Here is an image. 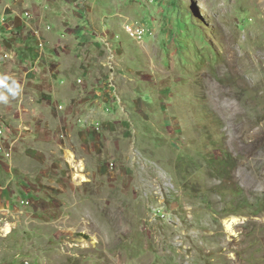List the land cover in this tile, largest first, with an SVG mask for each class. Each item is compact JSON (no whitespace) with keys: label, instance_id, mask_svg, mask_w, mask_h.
Masks as SVG:
<instances>
[{"label":"rangeland","instance_id":"1","mask_svg":"<svg viewBox=\"0 0 264 264\" xmlns=\"http://www.w3.org/2000/svg\"><path fill=\"white\" fill-rule=\"evenodd\" d=\"M11 1L0 264H264V0H61L92 33L69 72Z\"/></svg>","mask_w":264,"mask_h":264},{"label":"crops","instance_id":"2","mask_svg":"<svg viewBox=\"0 0 264 264\" xmlns=\"http://www.w3.org/2000/svg\"><path fill=\"white\" fill-rule=\"evenodd\" d=\"M33 1L34 0H32V2ZM36 1L38 3L39 13H40V17H39V19L41 20L40 26L44 27V29L46 28L47 25L53 26L52 30L50 31H42L45 37L48 39L47 40L49 44L48 46L50 48H53L54 44L61 41L63 45L66 46L68 50H70V52H67L65 55H62L61 57L62 66L67 72H69V70L72 68V61H73L72 59H73L74 50L76 49L78 50L81 44H85L86 40H84L83 36L87 37L88 35H91L92 33L88 32L85 29V27H82V25L79 26V28L77 27L74 29L70 27L69 25H67L66 23H64L63 20L66 18V12L68 11V8H67L68 4L64 3L63 1L61 0H45V1L36 0ZM0 3L1 5H4L2 10L6 8L8 5L10 6V8L7 10V14L10 17V19L16 16L17 12L15 8H11V5L13 3L12 1L10 2V0H0ZM19 3H20L19 1L18 3H13L14 7ZM51 10H55V11H51ZM50 11L52 12L51 14H50ZM16 27L18 28L25 27L22 18L19 20V23ZM60 30H62V32H60ZM77 38L80 40L76 41ZM57 56L60 57V55L58 54ZM73 71L71 72L72 74H73ZM49 73L51 77L53 78L55 77L56 73L52 71H49ZM74 79H77L76 75ZM51 82H53L52 79H51ZM60 105L62 106L65 104L62 102Z\"/></svg>","mask_w":264,"mask_h":264},{"label":"built area","instance_id":"3","mask_svg":"<svg viewBox=\"0 0 264 264\" xmlns=\"http://www.w3.org/2000/svg\"><path fill=\"white\" fill-rule=\"evenodd\" d=\"M25 17L31 18L30 12H28V11L25 12ZM6 22H7V18L5 16H0V25L5 24ZM27 24H28V22H27ZM23 29H24V27H22V30ZM48 29H51V27L48 26ZM129 29H133V28H129ZM130 33H133V37L139 39V36L147 35L148 31L136 28V29L130 30ZM35 36L38 38L37 53H39V59H45V57H46L45 51L47 48L46 37H45L44 33L40 30H36ZM0 133H2L1 130H0ZM28 204H30V200L24 199V205H28Z\"/></svg>","mask_w":264,"mask_h":264},{"label":"bare ground","instance_id":"4","mask_svg":"<svg viewBox=\"0 0 264 264\" xmlns=\"http://www.w3.org/2000/svg\"><path fill=\"white\" fill-rule=\"evenodd\" d=\"M69 161L76 167L78 166L79 167V172H76L75 173V178H80L82 182L88 180L87 179V176L82 173L84 172L85 170V165L83 162H80L79 164L76 162V158H75V155L72 153V152H69ZM78 169V168H77ZM238 222V219L236 218H232V219H229V220H226V227L228 229V231H231L233 226ZM11 229V227L8 225L6 228H5V231L6 232H9ZM234 229V228H233Z\"/></svg>","mask_w":264,"mask_h":264}]
</instances>
